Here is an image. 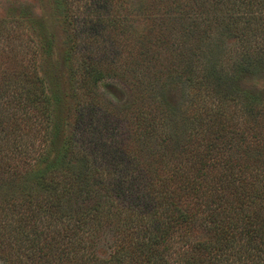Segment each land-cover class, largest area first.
<instances>
[{
  "label": "trees",
  "instance_id": "trees-1",
  "mask_svg": "<svg viewBox=\"0 0 264 264\" xmlns=\"http://www.w3.org/2000/svg\"><path fill=\"white\" fill-rule=\"evenodd\" d=\"M189 1L193 7L170 0L180 7L164 20L171 34L176 28L184 33L176 54L152 29L154 40L139 38L135 56L117 57L120 66L107 70L93 58L80 64L78 80L91 87L127 69L136 76L144 64L169 56L162 68L216 99L210 108L204 101L195 117L179 116L150 81L139 88L137 110L117 113L130 134L112 155L103 143L97 158L78 143L74 128L64 131L68 124L46 112L51 120L43 150L30 143L24 158L12 156L21 153L18 146L11 151L22 145L21 137L31 135L23 131L22 116L51 106L52 96L45 81L26 71L1 79L0 264H264V93L239 85L264 69V40L254 38L264 33V23L253 29L249 17L264 1ZM212 3L219 10L249 9L239 13L250 24L244 32L235 21L225 28L242 41L234 55L211 48L198 27L195 17ZM233 58L235 72L229 69ZM53 99L58 112L59 98ZM102 169L109 170L108 179L98 182ZM260 247L262 254L255 252Z\"/></svg>",
  "mask_w": 264,
  "mask_h": 264
},
{
  "label": "rangeland",
  "instance_id": "rangeland-1",
  "mask_svg": "<svg viewBox=\"0 0 264 264\" xmlns=\"http://www.w3.org/2000/svg\"><path fill=\"white\" fill-rule=\"evenodd\" d=\"M171 3L170 0H0V81L6 74L17 76L26 71L29 77L33 74L39 80L45 81V93L52 96V99L57 96V104L60 106L58 112L55 111V105H52L50 98L51 106L39 111L31 109L28 111V114L31 113L30 117L22 116L25 124L23 131L31 135L21 137L22 145H15L11 150L18 146L21 153L14 152L12 156L24 158L30 143L37 144L36 150H43L40 141L47 140L44 134L49 119L51 120L46 112L51 113L52 117L57 115L62 124H68L64 131L74 128L73 134L78 143L88 144V148L94 150L97 158L102 155L99 151L103 143L104 146L106 144V154L112 155V151L130 134L116 119L117 113L120 110H129L132 113L137 110L143 97L139 88H149L150 81L156 83V89L162 96H166L170 105L178 108L179 116L189 114L190 117H195V111L201 112L200 106H203L204 101L206 106L212 107L216 99H208L212 96L208 89L201 92L205 89L202 88L201 93L197 94L198 87L196 89L195 86L184 83L176 78L171 70L162 68L172 61L173 58L169 56L164 57L162 61L159 59L155 65L144 64V69L136 76L131 69H127L124 75H105L104 79L96 85L92 83L91 87H83L78 80L82 61L93 58V61L108 67L107 70L118 61L120 66L122 60H117V57L120 59L123 54L125 61L129 54L135 56L139 49L137 41L144 36L151 39L152 29L154 35L166 36L167 47L169 45L171 48H168V53L176 54L175 47L181 42V38H184V33L179 28L174 29L172 34L166 29L164 20L168 18L167 12L172 14L180 7L179 4ZM182 3L193 7L189 0ZM214 5L212 3L207 11L200 12L195 17L200 25L198 27L207 34L210 43L213 42L209 43L213 45L211 48H221L220 51L226 50L227 54L234 55L233 52L238 51L242 41L229 36L225 28L236 22L235 26L241 33L244 32L243 26L250 24H246L247 19L240 18L239 13L249 9L244 10V6L243 11L231 8L227 11L226 8L219 10V6ZM183 6L181 4V8ZM263 9V6L250 9L258 11L256 16H249L254 18L251 22L255 24L251 26L253 29L259 28L260 22L264 23V16L260 18L259 15V10ZM153 14L157 15L153 17ZM189 14L192 15L193 12L190 11ZM261 37L264 40V33H256L254 38L257 40ZM51 43H54L53 48L50 47ZM224 64L228 67L232 64L229 69L235 72L239 62L233 58L231 64ZM157 65L160 66L158 69L155 67ZM224 66L223 68L226 67ZM239 85L243 90L252 88L264 93V69L256 76L246 75ZM29 86L33 87L31 83ZM201 95V102H197ZM188 128L189 131L194 129L190 126ZM103 159L107 161L104 155ZM107 172L109 170L102 169L98 173V182L108 179ZM260 250L262 251L261 247L255 252L262 254ZM103 252L105 253L104 250Z\"/></svg>",
  "mask_w": 264,
  "mask_h": 264
}]
</instances>
